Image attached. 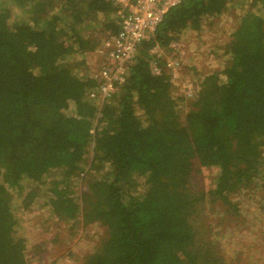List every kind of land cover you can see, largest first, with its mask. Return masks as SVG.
I'll return each mask as SVG.
<instances>
[{
	"label": "trees",
	"instance_id": "obj_1",
	"mask_svg": "<svg viewBox=\"0 0 264 264\" xmlns=\"http://www.w3.org/2000/svg\"><path fill=\"white\" fill-rule=\"evenodd\" d=\"M228 2L187 0L170 10L102 101L90 98L100 79L77 78L69 62L116 37L115 3L0 6V264H28L16 215L36 200L59 222L102 230L81 264H222L203 221L205 197L229 209L259 176L264 189V0H250L238 17L222 70L177 97L165 59L151 72L150 50L175 59L171 44ZM95 20L109 31L102 42L81 33ZM195 166L218 169L207 192L192 188ZM82 174L77 199L71 185Z\"/></svg>",
	"mask_w": 264,
	"mask_h": 264
},
{
	"label": "rangeland",
	"instance_id": "obj_2",
	"mask_svg": "<svg viewBox=\"0 0 264 264\" xmlns=\"http://www.w3.org/2000/svg\"><path fill=\"white\" fill-rule=\"evenodd\" d=\"M8 0H0V6ZM250 0H229L221 15L204 18L199 30L184 33L178 44L177 58L180 70L173 73L172 81L177 97L194 86H198L203 76L222 70L221 48L230 38L237 25L238 17L248 7ZM12 13L17 14L16 9ZM12 22V21H11ZM103 21H87L82 25V35L91 41L102 42L108 37ZM170 54L160 52V58L170 59ZM72 73L79 79L94 76L99 58L94 52L74 55L69 62ZM221 80H223L221 78ZM72 109V105L69 104ZM71 111V110H70ZM264 158V150L261 152ZM264 173V161L259 165ZM87 171L88 166H84ZM218 169L194 167L191 174L192 188L207 192L211 188ZM72 180L71 191L79 199L84 192L85 181ZM264 176V175H263ZM88 177V176H87ZM89 179V178H88ZM263 179L253 180L250 185L230 197L233 206L220 208L218 202L205 197L203 203L207 219L203 221L211 228V244L217 249V259L222 264H264V189H260ZM137 188L138 193L144 187ZM17 212V235L26 240L25 258L28 264H81L84 255L91 253L102 239V230L95 226H82L77 222H59L50 215L46 206L36 200L28 209Z\"/></svg>",
	"mask_w": 264,
	"mask_h": 264
},
{
	"label": "built area",
	"instance_id": "obj_3",
	"mask_svg": "<svg viewBox=\"0 0 264 264\" xmlns=\"http://www.w3.org/2000/svg\"><path fill=\"white\" fill-rule=\"evenodd\" d=\"M118 6L117 18L119 31L116 37L111 38L100 46L96 53L99 64L94 71V76L99 78L101 84L90 98H99L100 101L109 97L115 90V85L124 82L126 65L131 63L135 48L142 41L147 40L160 24L164 16L175 7L187 0H110ZM171 48L178 49L177 43H172ZM154 59L150 62L151 72L157 75L161 71L157 60L160 52L156 48L150 50ZM164 66L172 76L179 67V59L164 61Z\"/></svg>",
	"mask_w": 264,
	"mask_h": 264
},
{
	"label": "crops",
	"instance_id": "obj_4",
	"mask_svg": "<svg viewBox=\"0 0 264 264\" xmlns=\"http://www.w3.org/2000/svg\"><path fill=\"white\" fill-rule=\"evenodd\" d=\"M95 53V55L98 57V54L96 53V51L94 52ZM99 58V57H98Z\"/></svg>",
	"mask_w": 264,
	"mask_h": 264
},
{
	"label": "clouds",
	"instance_id": "obj_5",
	"mask_svg": "<svg viewBox=\"0 0 264 264\" xmlns=\"http://www.w3.org/2000/svg\"><path fill=\"white\" fill-rule=\"evenodd\" d=\"M116 17H119V16H117V14H116Z\"/></svg>",
	"mask_w": 264,
	"mask_h": 264
}]
</instances>
